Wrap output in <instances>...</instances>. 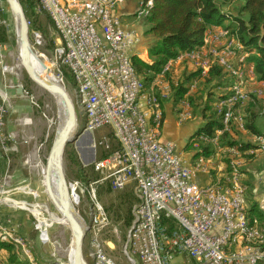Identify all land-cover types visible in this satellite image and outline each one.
<instances>
[{
    "label": "built area",
    "instance_id": "obj_1",
    "mask_svg": "<svg viewBox=\"0 0 264 264\" xmlns=\"http://www.w3.org/2000/svg\"><path fill=\"white\" fill-rule=\"evenodd\" d=\"M123 1L38 0L39 10L48 15L58 37L53 50L55 76L63 85L65 77L61 68L71 76L76 104L83 117L82 131L107 130L117 142L116 149L91 164L92 172L98 176L94 183L88 187L69 183L76 203L79 202L77 189L89 194L92 204L89 231L96 264H113L99 239L107 225L103 208L96 199L94 185L99 184H106L114 192L133 186L138 204L126 249L137 264H173L178 257L191 259L194 264L263 262L264 233L258 221L248 217L246 188L241 184L243 175L239 167L231 164L230 176L222 174V179L192 189L190 180L197 173L207 171V160L200 156L189 164L178 153L174 141L162 138L161 105L171 93L164 78L173 66L184 62L199 69L201 77L218 65L235 79L222 89L214 105L222 128L215 137L200 135L198 141L216 146L218 137L231 126L245 131L243 106L253 97L264 95L262 85L255 83L257 76L253 65L247 62L248 53L228 30L212 26L201 46L168 61L145 87L130 61L132 56L139 55L136 48L140 34L132 27L123 26L118 16L117 8ZM151 6L152 0L141 1L138 17L147 16ZM35 38L40 36L36 34ZM0 97V150H4L6 98ZM181 104L184 108L180 120H187L191 117L189 105L186 101ZM254 142L257 149L246 153L264 152V135L256 137ZM100 144L104 151L110 150L105 137ZM92 147L95 149V144ZM225 150L239 153L234 148ZM40 232L39 240L43 242L45 236ZM12 237L14 243L23 247L21 237L0 225V239Z\"/></svg>",
    "mask_w": 264,
    "mask_h": 264
},
{
    "label": "rangeland",
    "instance_id": "obj_2",
    "mask_svg": "<svg viewBox=\"0 0 264 264\" xmlns=\"http://www.w3.org/2000/svg\"><path fill=\"white\" fill-rule=\"evenodd\" d=\"M234 1L236 3L239 0ZM33 4V13L30 15L31 23L28 21L33 58L43 64L47 71L49 69L51 74L56 75L57 68L53 62V50L58 44L57 33L47 15L35 7V0ZM26 8H28L27 4ZM120 21L123 26L136 29L140 34V43L149 38L147 36L143 39L147 29L144 25L143 27L139 24L136 27L133 26L138 18L123 16L120 17ZM221 26L232 27L233 23L230 19H226ZM36 34L40 36L39 39L35 38ZM0 37V96L6 98L3 106L4 150H0V161L2 162L0 164V213L5 214L9 210L11 214L7 215L8 217L13 215L19 217L23 247L14 243L13 237L9 238V242L19 248L18 252L27 262L31 264H69L70 232L59 223L61 222L60 214L50 203L42 184L43 168L59 121L58 109L54 98L36 86L20 66L14 19L3 0H0ZM136 52H140L138 57L141 59H147L144 52L141 53L140 50ZM64 87L75 104L78 123L76 134L82 126V113L76 104V91L70 78L65 80ZM224 88L225 86L222 85L215 92L220 93ZM262 89L264 91L263 83ZM215 92L212 91L216 96ZM261 131L264 133V128ZM104 137L108 139L110 149L117 148V142L110 131L88 133L81 130V133L76 136L79 142L65 149L68 153L71 150L74 152L75 160L79 164L77 166L64 152L63 167L68 183L78 182L82 187H88L98 179V176L92 172L91 164L105 153L100 144ZM91 142L95 144V149L92 148ZM202 151L201 148L199 153L207 160L208 172L216 178L222 179V174L230 176L227 170L231 169V164L239 167L246 187L245 199L248 210L251 180L247 177L244 168L247 163L257 157V154L264 152H256L254 155L246 152L235 154L220 145H211V153L208 155L201 154ZM212 158L214 159L210 163L208 160ZM219 167L222 168L218 170ZM94 187H96V199L107 219V225L99 234L106 256L112 260L113 264H137L136 259L130 256L126 249L128 232L134 220V209L138 204L133 186L129 185L116 192L110 190L106 184L94 185ZM76 194L79 196V202L74 204L75 211L88 227L83 239L84 264H96L91 247L93 236L89 231L92 204L88 192L82 194L77 189ZM35 208H39L38 211ZM33 209L35 211L32 212ZM258 225L264 233V218L258 222ZM40 230L45 236L43 242L39 240ZM3 258H5V253L0 255V264H4ZM173 264L194 263L186 257H178L174 259Z\"/></svg>",
    "mask_w": 264,
    "mask_h": 264
},
{
    "label": "trees",
    "instance_id": "obj_3",
    "mask_svg": "<svg viewBox=\"0 0 264 264\" xmlns=\"http://www.w3.org/2000/svg\"><path fill=\"white\" fill-rule=\"evenodd\" d=\"M35 1V7L38 8V0ZM138 1L146 2L148 0ZM33 2L34 0L20 1L30 23V15L34 9ZM26 4L28 8H26ZM138 9H136L133 16L138 18L140 27L144 25L147 28L143 39L147 36L149 38H146L147 41L142 42V44L144 43L142 46L147 50L149 62L136 56H132L130 61L145 87L153 82L168 61L175 59L181 53L192 51L201 46L206 31L212 26L228 30L230 35L240 42L244 51L248 53L247 62L253 65L258 81H264V0H239L236 3L234 0H152L148 15L140 18L138 17ZM226 19L232 21V27L221 26ZM62 72L65 80L70 78L72 82L71 76L64 67ZM164 80L169 84L171 92L169 98L172 97L174 102L184 98L191 85L193 86V81L197 80L196 90L189 97V102L193 114L202 117V123L197 127L191 138L200 135L209 138L215 137L216 132L222 128L221 118L213 110L214 104L220 97L216 90L222 85L227 87L229 84H233L234 77L218 65L213 66L205 77H201L199 69L188 62H184L178 66H173L166 73ZM212 91H216V96L213 95ZM203 94L206 97H203ZM263 96L261 98L253 97L248 102L245 113H243L244 129L254 135L255 138L264 135L257 124L258 119L264 116ZM163 104L161 105L162 119ZM81 130L82 126L79 127L78 132H81ZM238 131L239 129L235 126H231L228 132L218 137V145L225 148H234L242 154L257 149L256 144L237 139ZM71 144L73 143L68 144L65 149ZM200 148L203 149V153H201L203 155L211 153L210 144L202 142ZM114 149L105 151L99 159L106 157ZM64 152L79 166L72 150L70 153L65 150ZM195 155V160L200 157L199 152H196ZM79 171H81L80 168ZM230 171L231 169H228L227 173ZM241 184L244 186L243 178ZM248 200L250 203L247 210L249 219L260 222L264 218V212L260 209L259 203L253 199V194L250 191ZM9 212L8 210L5 214L0 213V223L3 222L2 217L11 214ZM11 232L22 237L20 231ZM18 251L19 248L15 244L9 242V240L0 239V252L5 253V258L2 261L4 264H31L25 258H22Z\"/></svg>",
    "mask_w": 264,
    "mask_h": 264
},
{
    "label": "water",
    "instance_id": "obj_4",
    "mask_svg": "<svg viewBox=\"0 0 264 264\" xmlns=\"http://www.w3.org/2000/svg\"><path fill=\"white\" fill-rule=\"evenodd\" d=\"M4 2L14 19L20 66L36 86L54 98L57 105L59 121L46 158L42 184L50 203L60 214L59 223L70 232L68 263L84 264L83 239L88 227L75 211L76 197L70 190L63 167L65 147L70 143L77 144L79 141L76 136L81 133L75 134L78 125L75 104L55 74H51L48 69V73L44 75L34 66L29 40V22L20 1L4 0Z\"/></svg>",
    "mask_w": 264,
    "mask_h": 264
},
{
    "label": "crops",
    "instance_id": "obj_5",
    "mask_svg": "<svg viewBox=\"0 0 264 264\" xmlns=\"http://www.w3.org/2000/svg\"><path fill=\"white\" fill-rule=\"evenodd\" d=\"M139 3L140 1L138 0H124L122 3L118 5L117 8L119 17L120 16L133 17V14L136 12V9L139 8ZM138 24H139V20L135 24H133V26L136 27L138 26ZM142 45H144V43L142 44L141 41V43H139V45L137 46L136 50L137 51L140 50L141 53L144 52V55L146 56L147 59L142 58V60L144 61L147 60L146 62H149L147 50ZM138 53L140 54V52ZM193 82H194L193 83L194 87L191 85L189 91L187 92L184 98L180 99L177 102H174V100L171 97L168 100H166V102H164L163 104L162 138L164 140L174 141L177 145L178 153L181 155L184 161H186L189 164L195 162V156H196L195 154L196 152L201 151L200 145L202 143L198 141L197 137L191 138L193 133L196 131L197 127H199V125L202 123V117L200 115L193 114V109L191 108L189 102V97H191L196 90L195 85L197 83V80ZM255 83L262 85V83L264 84V81H258L256 77ZM221 92L217 94L220 96ZM182 101H186L187 104L189 105V111L191 113V117L187 120H180V113L184 108V106H182L181 104ZM247 105L248 103H246L243 106V113H245ZM257 124L259 130L261 131L264 128V116L258 119ZM238 133L239 134L237 139L239 138L244 142H251L252 144H255L254 135L250 134L247 130L245 131L239 130ZM261 133L263 132L261 131ZM256 152H260V151L257 150ZM256 156L257 157H255V159H253L251 162L245 165L244 169L247 177L248 178L250 177L251 180V186L249 188V191L253 194V199L259 203L260 209L264 211V153L257 154ZM213 159L214 158H212L210 162H212ZM1 163L2 162L0 161V164ZM206 167H207V171L197 173L195 177H193L190 180L192 189H198L204 187L215 180L216 177H214L208 172V168H209L208 164ZM221 168L222 167H219L218 170H220ZM35 209H37L38 211L39 208H35ZM35 209H33L32 212L35 211ZM2 218H3V222L0 223V225L6 231L17 232L21 230V224H19V220H18L19 217H17V215L15 216L13 215L11 217L4 216Z\"/></svg>",
    "mask_w": 264,
    "mask_h": 264
},
{
    "label": "bare ground",
    "instance_id": "obj_6",
    "mask_svg": "<svg viewBox=\"0 0 264 264\" xmlns=\"http://www.w3.org/2000/svg\"><path fill=\"white\" fill-rule=\"evenodd\" d=\"M33 64L44 75H46L48 73L47 70H46V67L43 64H41L40 62H38L37 60L35 61L33 59ZM44 170H45V167L43 168V175H44Z\"/></svg>",
    "mask_w": 264,
    "mask_h": 264
}]
</instances>
